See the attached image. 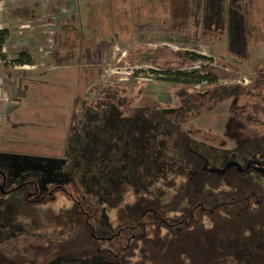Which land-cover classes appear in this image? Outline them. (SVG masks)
<instances>
[{
  "label": "rangeland",
  "instance_id": "1",
  "mask_svg": "<svg viewBox=\"0 0 264 264\" xmlns=\"http://www.w3.org/2000/svg\"><path fill=\"white\" fill-rule=\"evenodd\" d=\"M70 1L76 4H60L52 17L57 24L61 18L68 20L74 10V18L67 27L51 28L57 55L50 64L68 67L56 65L54 70L18 76L0 71V171L6 178L4 190L0 188V253L9 258L23 256L24 261L35 255L47 264H207L213 251L219 254L221 247L231 244L242 254L250 238L230 228L245 226L251 229L250 235L258 233L264 228V201H259L257 211L253 199L212 214L197 210L189 218L191 225L176 229V223L187 217L179 210V200L198 196L203 184L215 188L225 180L234 192L216 194L224 198H239L238 186L242 197L262 196L264 186H258V181L251 185L252 178L239 176V171L227 166V173L218 176L204 170L199 161L197 169L192 168L195 155L186 140L180 141L181 155L170 149L173 144L161 140L157 111L178 107L175 87L153 72L151 63L130 52L140 46L194 52L209 60L195 62L184 71L202 64L237 65L240 78L220 83L247 85L253 68L264 63V0ZM49 20L50 15L41 19L44 32H50L47 25L54 27ZM32 28L34 38L40 40L41 26ZM101 84L118 88H112L108 96L96 90ZM243 102L206 106L186 127L210 134L208 148L234 151L247 130L233 124L230 107ZM184 132L201 139L188 129ZM256 161L264 162V156ZM252 172L257 179L264 176ZM54 187L63 191L45 195ZM143 203L146 216L135 214L129 220L162 224L159 233L147 236L140 229L133 234L129 247H119L128 255L135 248L125 259L124 255L117 259L110 254L92 255L108 243L91 241L79 209L90 213L98 234L113 237L126 224L125 213ZM204 203L208 204L206 199ZM241 207L247 208L244 213L239 212ZM148 208L154 211L149 213ZM246 214L254 223L246 220ZM161 218L170 224L160 222ZM223 229L230 233L226 241ZM77 232L78 243L72 240ZM233 238L237 241L229 242ZM247 246L253 250L256 244L250 240ZM83 249L86 252L80 253ZM217 260L212 257L213 262ZM7 262L0 258V264Z\"/></svg>",
  "mask_w": 264,
  "mask_h": 264
},
{
  "label": "trees",
  "instance_id": "2",
  "mask_svg": "<svg viewBox=\"0 0 264 264\" xmlns=\"http://www.w3.org/2000/svg\"><path fill=\"white\" fill-rule=\"evenodd\" d=\"M9 36V33L6 29H0V60L5 62L6 61V55L3 51V47L5 42L7 41ZM134 55V57L138 58L139 60L143 62L151 63L155 70L153 72L157 73L159 72L162 74V78L165 79V81H169L172 83L173 87H175V96L178 100V107L172 108L170 110H158L159 113V123L157 124L160 127V134H161V140L165 143L168 142V144L172 143L173 147H170L173 151L175 150L176 153L181 155V149L183 148V144L180 141H187L191 143L192 145V154L195 155L192 158L193 160H196L193 164L194 166H191L192 168H196L198 165V161L202 163V168L207 165L209 168L211 167H218L222 168L225 167L226 163L229 162H237L241 165L243 163L248 164V161L252 160H260L264 156V63L260 65H256L252 72L253 75L251 77V80L249 84H241V83H234V84H224L220 83V81H232V80H238L240 76H238V70L239 67L237 65H227L229 67H217L213 66L211 64H202L199 66V68H194L189 71H184L183 69L186 68L189 65L194 64L198 61H208L209 58L201 56L194 52H189L183 49L173 50L166 47H159L154 50L146 49L142 46L137 47L135 49H132L130 52V55ZM133 57V56H131ZM12 63L14 64H30L31 58L30 56L24 51L22 52L17 59H13ZM232 69V70H231ZM231 70V71H229ZM194 87H190V86ZM195 86H201L202 92H200L198 89H195ZM112 88H118L116 85L113 87L108 86L103 87L102 84L98 87H96V90L98 92L104 93L109 96V93H111ZM200 94V95H199ZM117 97V96H116ZM108 97L104 96V99L107 100ZM238 99H243V103L239 104H233L230 107V110L232 112V121L234 122L236 127L243 128L247 130L246 135L242 138H238L237 140V149L234 151H218L216 147H210L208 148V145L206 144V139H208L207 135H210L206 132H203L202 130H197L194 128L186 127V123L194 118L196 116V113L203 110L206 106H214L216 104H221L228 101H235ZM101 100L100 101H105ZM164 129V130H163ZM188 131L194 135L199 136L201 139L196 140L192 138L190 135H187L184 131ZM235 129L232 128V131ZM166 131V134L163 133ZM215 141V138H213ZM188 145L189 147L191 146ZM191 148V147H190ZM184 149V148H183ZM195 150V152L193 151ZM212 155H208L207 152ZM196 164V165H195ZM259 165L263 166L264 162L260 161ZM206 166V167H207ZM197 169V168H196ZM233 170H236L232 168ZM193 174H198L197 170H193ZM216 176L219 175V173H214ZM254 172L252 170L250 171H243L240 172L239 176L252 178L250 181V184L257 183L258 186H264V176L261 175L258 179L254 177ZM193 175L189 176V179L192 178ZM214 177V175H212ZM215 176V177H216ZM252 176V177H251ZM225 177V176H224ZM242 177V178H243ZM228 180H225L223 182H220L218 187H213L211 185L203 184L202 185V193L198 196H193V198H185L180 199V209L181 214H186V219L183 220L182 224L176 223V229H179L182 225H191L192 223H189L190 219L193 217V214L195 211L199 210L201 213L207 212L208 214H212L215 210L221 211L222 207H236L241 204V201H244L245 199H253L255 203H253L254 211H257L259 208V201H264V195H256L255 193H250L246 197H242V188L238 186L236 187V191L241 193L239 198H236L234 195H229L228 198H224L221 196H217L216 194L222 192V191H228V192H234L233 189H229L228 185L226 184ZM229 194V193H228ZM200 196V199L198 197ZM205 199L208 204H205ZM181 202H184V205L181 207ZM80 202H76L75 205H79ZM143 204H139L133 211H130L132 208H130L129 211L125 213L127 215V221L126 224H122L118 231H120V235H115L113 237H104L98 234V231L96 232V226H94V229L89 225L91 221V215L90 213H86L82 207V209H79L82 215L85 218L86 224V230H88L89 237H91V241L98 242L101 245L102 243H108V247H104L101 249L95 250L92 253L94 256H99V254H110L114 259H117L119 255H124V259L126 257L132 256L133 248L130 251V254H125L126 250L119 251V247H129L130 241L128 239L129 236L133 234H137V232L140 229H143V235L149 236V233L157 234L159 233V228L162 227V224L157 223L155 226V223H152L149 220L140 221L138 220L135 222L130 221L129 219H133V215L136 214V217H145L146 211L144 210ZM209 205V206H207ZM248 205V203H247ZM247 208H240L239 212H245ZM143 210V211H142ZM157 211V210H156ZM254 212L253 210H251ZM145 212V213H144ZM158 212V211H157ZM142 213H144L142 215ZM239 215V213H237ZM247 215V214H246ZM248 217L246 220L250 221L251 223H254L252 221V218L247 215ZM75 219V218H74ZM189 219V220H188ZM76 220V219H75ZM162 222V221H160ZM192 227V226H190ZM239 227V226H238ZM233 226L230 228L232 231L235 229L236 231L239 230V234L241 236H248L250 238L244 245L245 251L242 254H238L237 252V245L231 244L228 245L227 248L221 247V251H219V254L217 252V249L212 252L210 258H208L207 264H229V262H233L236 264H264V239L261 241V235L264 234V228L258 230V233H255L254 235H250L251 229L245 228L240 226L239 228ZM74 228V227H73ZM156 228H158L156 230ZM194 228V227H193ZM151 229V232L148 231ZM245 229V230H244ZM257 229H259L257 227ZM93 230V234H90V231ZM73 231V230H72ZM222 231L225 232V241L230 237V233L226 231V229H223ZM261 231V234L260 232ZM148 232V234H147ZM254 233V232H252ZM59 235V234H57ZM123 235H126L125 238L127 240L123 239ZM218 235V234H217ZM60 236V235H59ZM77 236H79V233L77 232L72 238V240H76V243H78ZM108 236V235H106ZM128 236V237H127ZM134 240V239H133ZM132 240V241H133ZM252 240L256 246L253 247V250L250 249L247 246V243ZM235 240L233 238L232 241H229L231 243H234ZM60 242V241H59ZM228 243V242H226ZM93 246V245H92ZM112 246V247H111ZM42 249V247H41ZM226 250V252H225ZM86 251L83 249V252ZM215 254V255H214ZM252 254L255 255V259L252 257ZM0 258H5L8 260L7 263L4 264H47L48 262H40V257L36 258L35 255L26 257L24 261V257H16V258H9L7 254L4 252L0 253ZM90 256V255H89ZM217 257L218 260L216 262L212 261V257ZM42 257V256H41ZM72 257V253H71ZM228 257H231L232 259H227ZM241 258V260H239ZM258 258L262 260V262L258 263ZM126 261V260H125ZM219 261H222L221 263H218ZM190 262V261H189Z\"/></svg>",
  "mask_w": 264,
  "mask_h": 264
},
{
  "label": "crops",
  "instance_id": "3",
  "mask_svg": "<svg viewBox=\"0 0 264 264\" xmlns=\"http://www.w3.org/2000/svg\"><path fill=\"white\" fill-rule=\"evenodd\" d=\"M66 2H70L72 6L76 4L70 0H0V29H6L9 33L3 47L7 58L5 62L0 60V71L3 74L4 72H10L14 76L21 74L29 75L41 70H54L58 66L60 69L68 67L65 64H56L58 66L50 64L57 55V42L54 40L55 36L52 35L53 31L51 28L57 30L60 29L61 25L67 27L69 24L67 23L68 20L74 18L73 10V14L69 16L68 20L65 19L67 17L61 18L55 24L56 19L52 17L56 14L55 9L60 4ZM70 8L72 7L69 6ZM31 13L33 16H30ZM49 15L51 16V20L49 21L53 23L54 27L47 25L50 32H44V29H42L44 22L41 19ZM35 18H38V20L35 21ZM32 27L42 29L43 32L40 35L41 38L39 37L40 40L34 38L31 33ZM46 33L47 35H45ZM24 51L30 56L31 63L23 65L12 63V60L17 59ZM1 68L5 70L3 71ZM12 84V86H15L14 81H12Z\"/></svg>",
  "mask_w": 264,
  "mask_h": 264
},
{
  "label": "flooded vegetation",
  "instance_id": "4",
  "mask_svg": "<svg viewBox=\"0 0 264 264\" xmlns=\"http://www.w3.org/2000/svg\"><path fill=\"white\" fill-rule=\"evenodd\" d=\"M233 162V161H232ZM230 163V162H229ZM236 163H238V162H236ZM238 164H240V163H238ZM207 165H205L204 167H203V169L204 170H206V171H209V172H211V173H219V174H224V173H227L226 172V170H228V169H226V167H222L221 169H219L218 167H215L217 170H215L214 169V167H211V168H209L208 166L206 167ZM226 166V165H225ZM241 170H239V169H237V167H235V169L237 170V171H239V172H243V171H250V170H257V171H259V172H262L263 174H264V169L262 168L263 166L261 165H259V163L256 161V160H252V161H248V164H245L244 166L243 165H241ZM233 167H231V168H229V169H232ZM259 168H261V169H259ZM3 175V176H2ZM6 185V178H5V176H4V174H2V172L0 171V188H1V190L3 191L4 190V186ZM56 190H59V191H63V189L61 188V187H54V188H52L51 190H49L47 193H45V195H51L52 193H53V191L55 192ZM11 191V190H10ZM28 200H30L29 199V197H28ZM37 202H40V199H38L37 200ZM154 211L153 210V208H148L147 209V211L149 212V211ZM150 213V212H149ZM155 216L157 215L156 214V212H152ZM88 214V213H87ZM163 214V213H162ZM161 220H162V222L163 223H165V225H168V224H170L169 222H167V221H165L164 219H162L161 218ZM183 223V221H179V224H182ZM89 225L92 227V229H94V224H92L91 223V221H90V223H89ZM169 227H171V226H169ZM168 228V227H167ZM166 228V229H167ZM168 230H169V228H168ZM93 232V230H91L90 231V234H93L92 233ZM120 233H117L116 235H119ZM132 236V235H131ZM130 236V242H132V240H133V238ZM129 241V240H128ZM142 244V243H141Z\"/></svg>",
  "mask_w": 264,
  "mask_h": 264
},
{
  "label": "water",
  "instance_id": "5",
  "mask_svg": "<svg viewBox=\"0 0 264 264\" xmlns=\"http://www.w3.org/2000/svg\"><path fill=\"white\" fill-rule=\"evenodd\" d=\"M226 166H227V168L237 167V169H239V170H241V168H242L241 165L236 163V162H230ZM259 169H261V168H259Z\"/></svg>",
  "mask_w": 264,
  "mask_h": 264
}]
</instances>
